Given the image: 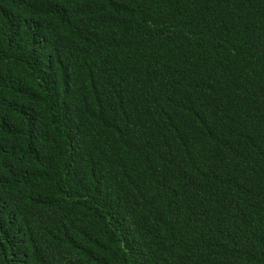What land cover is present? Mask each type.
Wrapping results in <instances>:
<instances>
[{"label":"trees","instance_id":"obj_1","mask_svg":"<svg viewBox=\"0 0 264 264\" xmlns=\"http://www.w3.org/2000/svg\"><path fill=\"white\" fill-rule=\"evenodd\" d=\"M0 264H264V0H0Z\"/></svg>","mask_w":264,"mask_h":264}]
</instances>
